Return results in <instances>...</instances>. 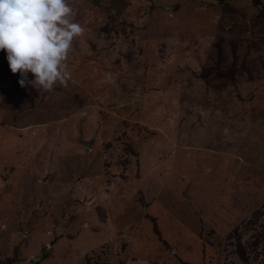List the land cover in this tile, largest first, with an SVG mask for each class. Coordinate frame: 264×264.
<instances>
[{"label":"rangeland","instance_id":"374dc122","mask_svg":"<svg viewBox=\"0 0 264 264\" xmlns=\"http://www.w3.org/2000/svg\"><path fill=\"white\" fill-rule=\"evenodd\" d=\"M257 2L69 0L48 93L1 56L0 264H264Z\"/></svg>","mask_w":264,"mask_h":264},{"label":"clouds","instance_id":"9594fccd","mask_svg":"<svg viewBox=\"0 0 264 264\" xmlns=\"http://www.w3.org/2000/svg\"><path fill=\"white\" fill-rule=\"evenodd\" d=\"M85 29L74 22L69 0H0V50L21 87L51 92L71 78L67 60ZM31 73L33 78L29 79Z\"/></svg>","mask_w":264,"mask_h":264},{"label":"crops","instance_id":"0c3cea01","mask_svg":"<svg viewBox=\"0 0 264 264\" xmlns=\"http://www.w3.org/2000/svg\"><path fill=\"white\" fill-rule=\"evenodd\" d=\"M1 56H3V61L5 62V64L7 65V58H6V53L4 52V51H2V50H0V58H1Z\"/></svg>","mask_w":264,"mask_h":264},{"label":"trees","instance_id":"16d2710c","mask_svg":"<svg viewBox=\"0 0 264 264\" xmlns=\"http://www.w3.org/2000/svg\"><path fill=\"white\" fill-rule=\"evenodd\" d=\"M254 2H255V3H258L257 0H254ZM218 51H219V50H217V52H218ZM209 71H210V68H207V69H206V72H209ZM220 75L222 76V75H224V74H223V73H220ZM229 76H230V74H229ZM6 258H7L9 261L11 260V259L8 258V257H6ZM10 263H11V261H10Z\"/></svg>","mask_w":264,"mask_h":264}]
</instances>
